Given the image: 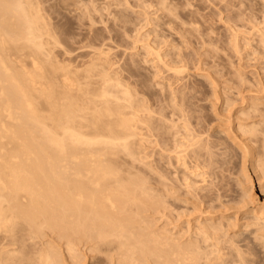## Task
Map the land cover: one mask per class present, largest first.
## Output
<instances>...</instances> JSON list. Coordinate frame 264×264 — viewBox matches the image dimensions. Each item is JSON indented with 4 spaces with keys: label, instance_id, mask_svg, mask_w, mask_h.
I'll use <instances>...</instances> for the list:
<instances>
[{
    "label": "rangeland",
    "instance_id": "obj_1",
    "mask_svg": "<svg viewBox=\"0 0 264 264\" xmlns=\"http://www.w3.org/2000/svg\"><path fill=\"white\" fill-rule=\"evenodd\" d=\"M18 1L46 24L35 40L44 62L72 74L125 75L154 123L132 168L144 191L139 226L72 252L44 227L20 248L31 263L51 255L50 264H163L160 251L195 247L204 229L216 238L200 244V264H264V231L250 225L264 202V0ZM22 29L27 38L30 28ZM20 58L30 71L23 56L9 60ZM190 149L201 166L183 160Z\"/></svg>",
    "mask_w": 264,
    "mask_h": 264
},
{
    "label": "bare ground",
    "instance_id": "obj_2",
    "mask_svg": "<svg viewBox=\"0 0 264 264\" xmlns=\"http://www.w3.org/2000/svg\"><path fill=\"white\" fill-rule=\"evenodd\" d=\"M16 1L15 9L13 0H0V264H33L31 253L22 250L44 227L60 234L68 252L83 241L98 248L108 237L137 228L144 191L132 168L142 159L143 137L154 123L141 90L125 85V75L103 71L98 87L95 71L72 74L52 59L44 62L35 40L45 23L37 22L34 6ZM24 23L31 30L30 50L21 44L24 37L28 41ZM11 55L28 59L31 70L22 58L10 61ZM183 157L195 168L202 164L192 149ZM250 225L264 231V202L252 212ZM199 232L195 247L175 244L160 251L159 260L200 264V244L216 234ZM209 247L222 259L218 242ZM42 258L40 264L52 263L51 255ZM248 263L255 262L243 259Z\"/></svg>",
    "mask_w": 264,
    "mask_h": 264
}]
</instances>
